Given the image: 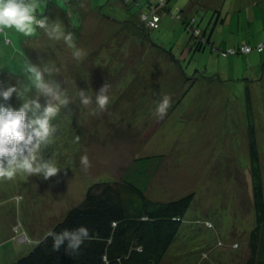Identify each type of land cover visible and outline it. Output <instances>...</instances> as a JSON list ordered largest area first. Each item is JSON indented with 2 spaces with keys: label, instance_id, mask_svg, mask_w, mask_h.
I'll return each mask as SVG.
<instances>
[{
  "label": "rangeland",
  "instance_id": "374dc122",
  "mask_svg": "<svg viewBox=\"0 0 264 264\" xmlns=\"http://www.w3.org/2000/svg\"><path fill=\"white\" fill-rule=\"evenodd\" d=\"M189 2L167 0L158 28L137 30L132 23L138 26L139 14L148 13L146 0L137 6L121 0H45L44 14L59 17L86 50L81 61L42 30L30 38L12 29L0 34V86L26 80L18 65L28 56L56 64L60 71L53 78L72 101L54 118L56 141L44 153L53 151L65 169L48 180H0V264L26 255L81 202L90 184L118 180L134 157L147 154L160 159L148 196L168 201L193 192L161 264L245 263L254 225L247 94L264 190V0H202L185 13L195 19L185 27V15L176 14ZM242 45L251 51L240 52ZM104 83L112 97L106 109L80 103V88L94 96ZM164 95L171 107L160 117L155 106ZM5 103L19 107L22 101L14 94ZM83 155L88 166L81 164Z\"/></svg>",
  "mask_w": 264,
  "mask_h": 264
},
{
  "label": "trees",
  "instance_id": "16d2710c",
  "mask_svg": "<svg viewBox=\"0 0 264 264\" xmlns=\"http://www.w3.org/2000/svg\"><path fill=\"white\" fill-rule=\"evenodd\" d=\"M140 0H121L124 4L139 5ZM148 13L139 14L137 30L158 28L160 10L167 9V0H146ZM198 2L199 4H197ZM206 3V2H205ZM202 0H190L186 8H180L178 17L185 27L194 22L187 16ZM208 7L214 6L208 4ZM217 9V8H215ZM151 12L159 16L157 26L152 28L142 19ZM186 13V14H185ZM223 22V18H221ZM135 29V30H136ZM200 29L195 25L192 34L197 48L203 47ZM136 34L137 31H136ZM209 40V38H208ZM248 45H242L241 47ZM240 47V48H241ZM247 54L251 51L240 49ZM259 50V43L256 46ZM262 50V49H261ZM247 137L249 155V174L252 186L254 225L248 236L249 256L244 264H264V190L260 163L259 146L252 118L250 97L247 94ZM158 154L136 156L121 172L118 180L99 181L90 184L81 202L69 208L64 216L51 229L60 231L86 225L92 239L85 242L78 252L66 254L63 249L55 251L49 237L44 235L26 254L11 264H161L174 240L183 217L189 209L193 192L175 199L161 201L147 195V187L152 174L159 167Z\"/></svg>",
  "mask_w": 264,
  "mask_h": 264
},
{
  "label": "clouds",
  "instance_id": "9594fccd",
  "mask_svg": "<svg viewBox=\"0 0 264 264\" xmlns=\"http://www.w3.org/2000/svg\"><path fill=\"white\" fill-rule=\"evenodd\" d=\"M45 7V0H0V34L6 36L7 30L12 29L30 38L42 30L49 40L62 41L71 50L75 60H83L87 52L77 46L76 34L59 17L50 18L44 14ZM18 67L26 80L18 79L6 87L0 86V180L12 181L18 176L25 180L33 176L48 180L65 169L61 168L53 151L47 157L44 153L52 149L56 141L54 118L72 101L62 82L53 78V74L60 71L56 64L36 63L25 56L19 61ZM3 68L0 65V69ZM10 73L18 74L16 69ZM108 88L104 83L99 90H95L94 96L80 88V103L106 109L112 100ZM33 90L35 96L30 95ZM14 94L22 101L19 107L5 103L11 101ZM41 96L45 97L43 105ZM170 107L171 98L164 95L156 103L155 111L163 117ZM81 164L88 166L87 155L81 157ZM49 237L55 251L63 249L69 255L78 252L86 241L93 238L86 225L60 231L53 228L45 239Z\"/></svg>",
  "mask_w": 264,
  "mask_h": 264
},
{
  "label": "built area",
  "instance_id": "2783aa9c",
  "mask_svg": "<svg viewBox=\"0 0 264 264\" xmlns=\"http://www.w3.org/2000/svg\"><path fill=\"white\" fill-rule=\"evenodd\" d=\"M141 19L150 27L155 28L157 26V22L159 20V17L157 14L151 12L149 15H142ZM263 47V43H259V50H261ZM246 52L249 51V47L243 46L242 48Z\"/></svg>",
  "mask_w": 264,
  "mask_h": 264
},
{
  "label": "crops",
  "instance_id": "0c3cea01",
  "mask_svg": "<svg viewBox=\"0 0 264 264\" xmlns=\"http://www.w3.org/2000/svg\"><path fill=\"white\" fill-rule=\"evenodd\" d=\"M64 1L68 2V0H64ZM54 2H56V0H54ZM85 17H86L85 12L80 14V18H79V20L81 19L80 23L84 20Z\"/></svg>",
  "mask_w": 264,
  "mask_h": 264
},
{
  "label": "bare ground",
  "instance_id": "6f19581e",
  "mask_svg": "<svg viewBox=\"0 0 264 264\" xmlns=\"http://www.w3.org/2000/svg\"><path fill=\"white\" fill-rule=\"evenodd\" d=\"M146 15V14H145ZM159 17V16H158Z\"/></svg>",
  "mask_w": 264,
  "mask_h": 264
},
{
  "label": "flooded vegetation",
  "instance_id": "af4514ba",
  "mask_svg": "<svg viewBox=\"0 0 264 264\" xmlns=\"http://www.w3.org/2000/svg\"><path fill=\"white\" fill-rule=\"evenodd\" d=\"M200 40H201V38H200Z\"/></svg>",
  "mask_w": 264,
  "mask_h": 264
}]
</instances>
